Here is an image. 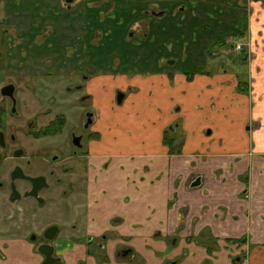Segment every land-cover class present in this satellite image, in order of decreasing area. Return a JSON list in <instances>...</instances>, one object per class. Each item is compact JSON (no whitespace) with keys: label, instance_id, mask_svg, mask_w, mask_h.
<instances>
[{"label":"crops","instance_id":"obj_1","mask_svg":"<svg viewBox=\"0 0 264 264\" xmlns=\"http://www.w3.org/2000/svg\"><path fill=\"white\" fill-rule=\"evenodd\" d=\"M186 2L172 0L169 5ZM249 8L244 43L248 58L232 63L240 67L234 73L218 68L216 54L210 51L222 45L207 48L220 39L202 35L192 41L190 13L181 20L184 50L192 43L195 62L207 48L212 69L193 71L173 86L180 73L171 70L181 45L164 50L161 64L170 68L161 65V73H154L157 67H151L146 89L172 91L173 99L165 95L157 100L147 93L141 104L138 94L144 87L138 84L146 76L139 73L147 71L127 76L126 60L119 70L84 77L86 82L95 78L85 87L94 108L95 137L86 146L83 192L68 191L67 218L60 221L66 226L75 219L77 223L53 241L58 264L87 260L92 250L104 254L98 264H264V9L257 1ZM167 12L160 8L154 17L147 11L143 20L131 23L128 38L134 25L145 22L141 40L146 39ZM171 29L169 22L167 35L174 41ZM244 77L247 91L240 92L238 78ZM105 87L110 93L123 91L120 104L107 97ZM96 92L100 100L92 95ZM173 124L184 139L170 154L163 139ZM21 244L26 252L15 251L25 253L28 264H41L37 250ZM4 258L0 251V264H5Z\"/></svg>","mask_w":264,"mask_h":264},{"label":"rangeland","instance_id":"obj_2","mask_svg":"<svg viewBox=\"0 0 264 264\" xmlns=\"http://www.w3.org/2000/svg\"><path fill=\"white\" fill-rule=\"evenodd\" d=\"M108 1L111 3L110 7ZM243 1L246 3V8L241 6V10H239L240 5L234 6L238 7L235 18L237 23H234L235 19L230 20L234 16V13H232L234 8L230 6L229 1L225 5H221L219 9L217 5H214L217 0H213L210 9V1L208 0L204 2V5L208 8L204 7L203 0H199L196 6H189L190 1H188L185 15L184 11L179 12L178 8L171 11L168 0H126L125 6L121 5L124 0H103L101 5L100 3L97 4L95 0H76L70 5L64 4V0H0V88L7 84H12L17 88L16 95L19 96V100L16 105V114L19 118L17 120L13 117L8 119L12 120L8 122L13 127L9 131L14 132L15 137L19 139L16 145L25 149V155L29 156L34 151L37 152L43 145L54 143V141H43L42 143L41 141L39 143L32 141L33 145H30L29 138L24 135L23 127L25 119L28 118L31 112H38L40 109L45 110L48 104L45 99L49 95L56 97L57 94L60 101L58 100L56 105L62 107V104H64V112L70 117V122L67 125L68 132L63 133V136L67 135L71 129L76 133H81L83 136L82 151L86 152V146L95 137L93 136L95 132L93 123L96 118L93 116L94 122L91 121L86 129H83V127L74 129L73 126L77 124V120L83 114L84 119L87 114L92 117L94 108L86 99L91 94L89 91H85V87L87 90V86L90 87L95 78L88 82L83 79L85 76L97 77L103 72L119 70L118 68L122 66L121 63L124 60L129 61L127 63L129 69L125 71L129 77L131 73L140 72L141 70L143 72L147 71L143 74L139 73V75L146 76H142L143 78L138 84V86L144 87L141 93L138 94L139 97L142 96L141 104L144 102L147 93L157 100L165 95L171 96L173 99L174 94L172 91L157 88L152 92H147L146 89L148 82L151 80L148 73L153 74L151 67H157V72L154 73H161V60L164 50L169 52L172 45H181V53L176 57V63L171 70L173 72L177 70L180 73L175 75L176 79H174L173 86L177 82L182 84V78L193 71L204 72L207 69H212V64L207 59V57H210L209 54L206 55L205 62L202 63L203 60L199 56L193 62L195 55L191 52L192 43L188 42L187 49L184 50L186 43L183 40V34L180 33L179 24L184 18H189L190 12L191 16L194 15V24L190 29V39L198 42L202 35L203 39L213 35L221 39L223 36L225 46L220 48L221 50H218L219 48L216 46L214 47L212 43L207 48L214 47L210 51H214L216 54L213 57L216 58V63H220L218 68L223 66L224 70L233 73L240 70V67L234 65L241 62L240 54L242 50L247 53V49L242 44L245 43L246 37L240 38L235 34L237 30L244 28L243 24L238 22V10L239 18L242 16V12H245L243 21L247 18L246 26L248 25V14L251 10L249 8L251 0ZM257 2L264 9V2ZM147 3H150V5L146 9H142L141 7L148 5ZM159 3L165 4L166 8L170 9L169 16L160 17L158 19L159 23L151 29V35L146 39L141 40V36L145 31V22L134 25L131 28L133 36L128 38L131 35V23L143 20L144 13L148 11L150 15L151 12H154V17H158L160 7L157 5ZM174 12L178 13L177 17H175ZM169 22L172 28L171 32L175 38L174 41L169 40L167 35ZM237 42H240L239 49H235ZM162 66L170 68L165 63ZM135 75L134 73L133 78ZM111 76L114 77L115 75L111 74ZM154 76L160 77L159 75ZM144 80H146L145 83ZM46 86L51 89L43 93V87ZM74 86L81 87L76 90V88L73 89ZM64 87L69 89V92L71 90V92L65 95ZM93 91H96V88ZM104 91H106L107 97L116 99V102L118 94H123V91L119 89L110 93L109 87H105ZM92 95L96 96L97 100L101 99L99 92L92 93ZM82 98L85 99L82 100ZM178 102L177 96L176 107L172 108L174 115L178 114L176 110L179 107ZM71 104H74V106H71ZM56 105L51 106L55 107ZM6 106L5 100L0 101V108ZM226 106L228 105L226 104ZM75 114L79 116L76 118ZM239 117H241V114H239ZM44 120L45 118L42 122ZM15 126H19V129ZM174 128L175 124L172 128H168L167 133L169 139L174 140L173 148L178 150L181 148L180 141L184 138L182 132ZM98 130L102 131L101 125ZM173 130L175 133H172ZM206 130L210 129L207 128ZM8 166L10 169L11 163L9 160L0 165V184L3 186H0V239L2 240L0 243L4 245L3 247L0 246V251L5 256L2 261H5V264H28V256L25 253L15 251L23 250L21 241L26 246L30 245L29 240H23L28 232L30 230L38 232V230L40 231L52 223L60 225V221L65 220L67 215L61 209L62 200L56 201L54 199L53 202H56V205H50L49 203L40 205L31 198H25L14 203L9 202V192L4 187L8 180L6 175ZM85 168L86 161L83 160L79 175ZM23 251L26 252V250ZM61 255L64 256L65 254L61 253ZM87 256V260L82 257L77 264H98L103 260L104 254L101 250H92ZM63 263L73 264V262L68 263L67 261Z\"/></svg>","mask_w":264,"mask_h":264},{"label":"flooded vegetation","instance_id":"obj_3","mask_svg":"<svg viewBox=\"0 0 264 264\" xmlns=\"http://www.w3.org/2000/svg\"><path fill=\"white\" fill-rule=\"evenodd\" d=\"M153 13L154 12H151L150 14L154 16ZM246 32L244 37H246ZM238 43L240 44V42ZM242 44L244 45V43ZM80 87L81 86H74L73 89L76 88V90H79ZM49 89L51 88H48L47 86L43 87L42 92L46 93ZM63 89L65 91V95L71 92V90L69 92V89L66 87ZM16 93L17 88L15 86L13 93L15 107H13V101L9 97H2L0 93V101L5 100L7 103V106L3 108L5 110V119L0 120V132L2 133V143L0 144V154L2 155V159L0 161V165L6 163L7 160L11 163V168L9 169L8 166V172L6 173L8 180L4 186L9 192V202L14 203L25 198H31L40 205H44L45 203L56 205V202H53L54 199L56 201L62 200L61 209L67 212L68 209L66 199L68 191L80 194L84 189L85 169L84 171L82 170L79 175L81 163L85 160L86 153L82 151L81 142L83 136L81 133L72 131V129L67 135L63 136V133L68 132L67 125L70 122V117L69 115L67 116L66 112H64V104L58 103L62 104V107L56 105L57 101H60L58 95L56 94V97H54L48 94L49 96L45 99V101L48 102L47 108L45 110L40 109L38 112H31L28 118L25 119L23 130L24 135L29 138L30 145H33L32 141L35 143H39L40 141L41 143L43 141H54V143L45 144L42 148H39L37 152L34 151L33 154L26 156L24 153L25 149L16 145L19 139L15 137L13 134L14 132L9 131V129H13V127L11 123L9 124L8 122H11L12 120L8 119L13 117L17 120V118H19L16 114V105L18 103L17 101L19 100V96L17 97ZM84 99L85 98H82V100ZM79 102H81L80 99ZM38 105L41 106L40 103H38ZM51 105L56 106L54 107ZM71 106H74V104H71ZM77 114H75L76 118L79 116ZM83 117L84 114L77 120V124L73 126L74 129L82 127L85 129L84 125L86 124V116L85 119ZM43 118H45L44 122H42ZM15 128L19 129V126H15ZM15 169H18L21 172L22 177L17 178L12 183L11 173ZM25 177H29L34 180L31 181L29 179H25ZM0 186H2V184H0ZM13 186L15 187L17 198L14 201H10L12 193L11 187ZM32 192L35 193L34 197L33 195H30ZM74 222L72 226H66L65 222L63 224L60 223L61 226L52 223L42 230H38V232L30 230L24 240L30 241L32 250H38V248L45 244L53 246V241L59 233H61L66 227H68L67 229L72 230L74 228V224L77 223V220L75 219ZM50 227H56V233L53 240L47 241L45 237L49 236V232L46 231ZM125 253V251L121 252L120 255L124 256Z\"/></svg>","mask_w":264,"mask_h":264},{"label":"trees","instance_id":"obj_4","mask_svg":"<svg viewBox=\"0 0 264 264\" xmlns=\"http://www.w3.org/2000/svg\"><path fill=\"white\" fill-rule=\"evenodd\" d=\"M123 1V0H122ZM128 1V0H127ZM169 1V3L170 2H172V0H168ZM188 1H190V4H189V2H186L187 4H184V5H177V6H175V7H171V5L172 4H170V9H171V11L172 10H175L176 8H178L179 6L180 7H183L185 10H184V13L186 12V9H187V7H188V4H189V6L191 5V6H196L198 3H199V0H188ZM208 1H210V4H209V9L211 8V6L213 5L212 4V2H213V0H208ZM215 1V0H214ZM227 1H229L230 2V6H232L233 8H234V10L232 11V13H234V16L230 19V20H234L235 18H236V16H237V13H236V10L238 9V7H234V6H238V5H240V9L239 10H241V6H245V2L243 1V0H241V1H239V0H217V3L216 4H214V5H217L218 6V9L220 8V6L221 5H225L226 4V2ZM251 1H261V2H264V0H251ZM94 2V1H93ZM95 2L98 4V3H100V5L103 3V0H95ZM204 2H205V0H203V5H204ZM151 3V2H150ZM150 3H147L148 5H145V6H143V7H141L142 9H146L147 8V6H149L150 5ZM164 3V2H163ZM161 4L159 7L161 8V9H164V10H166V11H168L167 13V15L169 16V14H170V9L169 8H166V5L165 4ZM108 4H109V7L111 6V3L108 1ZM121 5L122 6H125L126 5V0H124V2H122L121 3ZM204 7H207L206 5H204ZM232 7H230V9H232ZM208 8V7H207ZM245 8H246V6H245ZM239 10H238V17H239ZM190 12V11H189ZM175 13V12H174ZM244 13L245 12H242V16H240V18H238V22H241V24H243V26H244V28L242 29V30H237L236 31V36H238V37H244L245 36V32H246V30H247V26H246V22H247V18H246V20H244L243 21V19H244ZM175 14H177V13H175ZM190 14H191V12H190ZM240 14H241V12H240ZM167 16V17H168ZM191 16V15H190ZM166 17V18H167ZM191 21H190V25L191 26H193V24H194V15H192L191 17ZM202 20V19H201ZM237 20V19H236ZM181 23H182V21H180ZM243 22V23H242ZM179 26H181V24L179 25ZM212 43V45H214V44H218V45H222L223 47L225 46V40L222 38V40L220 39L217 43H213V42H211ZM210 43V44H211ZM209 44V45H210ZM230 47H233V46H230ZM229 47V48H230ZM210 52L208 51V49H201V52L199 53V57H201V58H203L204 57V55H208ZM247 58H248V55H247V53L245 52V51H243L242 50V52H241V54H240V59H241V62H245V61H247ZM238 59V58H237ZM247 87H248V85H247V79H246V77H244L243 79H240V78H238V86H237V89H238V91H240V92H246L247 91ZM5 119V110L3 109V108H0V120H4ZM1 122V121H0ZM0 128H1V125H0ZM163 143H164V145H166L168 148H169V152H170V154H172L173 152H177L178 150H175L174 148H173V145H174V140L171 138V139H169V135H168V133L166 132L165 134H164V139H163ZM179 146V145H178Z\"/></svg>","mask_w":264,"mask_h":264},{"label":"water","instance_id":"obj_5","mask_svg":"<svg viewBox=\"0 0 264 264\" xmlns=\"http://www.w3.org/2000/svg\"><path fill=\"white\" fill-rule=\"evenodd\" d=\"M76 0H64V4L66 5H70L73 4ZM160 14H158L159 16ZM0 93L2 97H9L12 101H13V107H15V102H14V98H13V93H14V86L12 84H8L3 86L0 89ZM123 98V94L117 96V104H120ZM91 115L87 114L86 115V124L84 125V128L86 129L89 124H91ZM2 133L0 132V144L2 143ZM2 159V155L0 154V161ZM17 175V176H16ZM22 177L21 172L18 169H15L12 173H11V181L12 183L17 179ZM25 179H29L31 181H33L34 179H31L29 177H25ZM13 185V184H12ZM12 193H11V197H10V201H14L17 198V194H16V190L15 187H11ZM30 195H35V193H31ZM26 197V196H24ZM46 232H49V236L45 237V239L47 241H51L53 240L55 233H56V227H50L47 229ZM37 252L42 256V262L41 264H57L60 262V258L55 257L54 256V247L48 244H45L43 246H41L40 248H38Z\"/></svg>","mask_w":264,"mask_h":264},{"label":"built area","instance_id":"obj_6","mask_svg":"<svg viewBox=\"0 0 264 264\" xmlns=\"http://www.w3.org/2000/svg\"><path fill=\"white\" fill-rule=\"evenodd\" d=\"M239 47H240V44H237L236 47H235V49H239Z\"/></svg>","mask_w":264,"mask_h":264}]
</instances>
